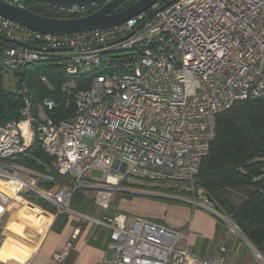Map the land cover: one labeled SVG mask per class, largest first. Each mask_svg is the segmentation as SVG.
<instances>
[{
  "label": "built area",
  "instance_id": "obj_1",
  "mask_svg": "<svg viewBox=\"0 0 264 264\" xmlns=\"http://www.w3.org/2000/svg\"><path fill=\"white\" fill-rule=\"evenodd\" d=\"M161 5L108 29L62 35L0 16L1 34L33 46H6L1 54L7 69L58 58L69 75L83 67L97 71L89 87L74 92L73 114L60 120L47 114L56 106L52 99L35 108L23 88L19 119L0 125V180L14 185L0 186L3 204L33 192L52 204L56 215L75 214L71 200L76 191L95 189L96 205L108 210L128 176L192 182L216 135L217 117L239 100L264 98V0ZM72 83L64 82L62 90L69 92ZM35 140L66 178L55 192L38 186L54 180L50 173L32 172L31 179L14 173L27 171L15 159ZM95 167L105 171L103 186L86 180ZM213 211L230 232L244 238L236 223ZM93 220L110 230L114 264H226L225 255L203 257L179 245L187 239L183 232L144 217L129 222L125 213L116 212ZM250 246L264 264L262 254ZM70 247L54 259L63 260ZM220 251L226 253V246Z\"/></svg>",
  "mask_w": 264,
  "mask_h": 264
},
{
  "label": "trees",
  "instance_id": "obj_2",
  "mask_svg": "<svg viewBox=\"0 0 264 264\" xmlns=\"http://www.w3.org/2000/svg\"><path fill=\"white\" fill-rule=\"evenodd\" d=\"M135 1L127 0L116 10L123 9ZM166 1L159 2L164 4ZM22 4L36 13L54 18L81 17L103 6V3H100L84 12H70L36 0ZM10 44L0 38V125L19 119L23 106V88L27 89L35 108L45 98L52 99L56 106L47 114L55 120L72 115L75 109L74 92L89 87L97 71H83L81 68L77 75L72 76L67 74L61 59L48 58L12 71L15 88L9 89L4 80L7 67L1 52ZM42 77H45V80ZM66 81H73L69 92L62 90ZM15 161L38 172L52 174L54 180L41 183L48 192H55L66 182V178L53 166L54 157L46 153L37 140L24 154L18 155ZM124 181L125 179L120 183ZM184 182L193 187L194 193L202 192L218 211L236 223L243 236L264 257V98L239 100L217 117L216 135L211 142L209 153L203 158L194 180ZM83 191L78 190L73 194V208L80 209L78 203L83 200L86 203L91 202V199L84 196ZM236 191L246 194L238 203L229 196L231 192ZM34 200L47 209L56 210L43 198ZM60 216L59 214L58 217L62 218ZM63 224L64 221L57 225L56 229L60 230Z\"/></svg>",
  "mask_w": 264,
  "mask_h": 264
},
{
  "label": "crops",
  "instance_id": "obj_3",
  "mask_svg": "<svg viewBox=\"0 0 264 264\" xmlns=\"http://www.w3.org/2000/svg\"><path fill=\"white\" fill-rule=\"evenodd\" d=\"M8 163L10 162L8 161ZM11 163L14 162L11 161ZM15 164L27 170L16 169L14 171L15 174L26 179L34 177L32 172H38L22 166L16 161ZM41 183L39 182L38 186L46 190ZM123 183H120L121 189L118 191L125 192V194L118 201L115 200L110 209L103 210L98 207L94 201V195L84 190V196L91 199V202L86 203L83 200L78 203L80 209L73 208L71 204L75 214L63 213L60 214L62 218H59L55 211L47 209L35 201L34 198H38V196L33 192L25 193L22 199L13 198L9 204H3L0 201V264L114 263L113 252L109 247L110 230L106 226L97 224L93 219L100 218L103 214L112 215L116 212H122L128 216L129 222L136 217H144L162 224L157 222L158 217H160L158 211L161 203L144 197V194L123 189ZM1 185L6 186V188L14 187L11 182L0 180ZM185 215L188 217L190 215L187 208ZM208 220L203 212L197 211L189 221L190 233L184 234L187 236V244L185 245H189L195 253L210 258L216 255L210 251L206 254L205 243L200 247L199 253L194 249L198 243V237L194 231L206 233L211 227L210 222H207ZM63 221V226L57 230V225L59 226ZM186 224L187 220L173 225L174 227L176 225L181 227ZM68 243H71V247L66 257L56 261L54 255Z\"/></svg>",
  "mask_w": 264,
  "mask_h": 264
},
{
  "label": "rangeland",
  "instance_id": "obj_4",
  "mask_svg": "<svg viewBox=\"0 0 264 264\" xmlns=\"http://www.w3.org/2000/svg\"><path fill=\"white\" fill-rule=\"evenodd\" d=\"M89 68L83 67V71H87ZM4 80L9 89L15 88V79L11 70L6 69L4 73ZM85 141L90 139L85 138ZM105 179V171L101 167H95L87 173L86 180L94 183L97 186H103ZM120 186V184H119ZM123 189H130L137 193L144 194V197H149L161 203L159 207V214L157 222L165 224L167 226L174 227L173 224H178L180 221H186V225L181 227L175 226L174 228H180L181 232L189 234V221L193 218L197 211L203 212L206 215L207 222H210V229L206 233L195 232L197 235V245L194 249L199 253L200 247L205 243L206 254L210 252L223 254L226 256V264H259L253 254L248 240L240 238L239 235L234 234L228 230L226 221L213 210H217V207L209 201L202 192L194 193L193 188L187 185L184 181L176 180H162L153 181L128 176L125 183L122 184ZM119 189H121L119 187ZM186 189L187 191H181ZM89 194L94 195L95 189L86 190ZM125 192L117 191L113 203L118 201ZM132 196L133 194H127ZM246 194L243 191H236L230 193V198L238 203ZM190 213L189 217L185 215V209ZM213 209V210H212ZM220 212V211H219ZM188 215V214H187ZM178 230V229H177ZM185 230V231H184ZM187 239L184 238L179 245L187 244ZM225 245L227 248L226 253H221L220 247ZM108 264H114L110 262Z\"/></svg>",
  "mask_w": 264,
  "mask_h": 264
},
{
  "label": "water",
  "instance_id": "obj_5",
  "mask_svg": "<svg viewBox=\"0 0 264 264\" xmlns=\"http://www.w3.org/2000/svg\"><path fill=\"white\" fill-rule=\"evenodd\" d=\"M29 0H0V16L22 24L32 30L44 34H73L94 29H108L119 25L143 12L149 10L160 0H136L123 9L116 10L127 0H36L44 4L53 5L63 9L74 6L92 7L103 3L96 11L75 18H54L41 15L22 3ZM173 0H167L160 9L170 4ZM147 17L145 21L148 19ZM0 38L12 44L33 48L30 44L7 37L0 33Z\"/></svg>",
  "mask_w": 264,
  "mask_h": 264
},
{
  "label": "bare ground",
  "instance_id": "obj_6",
  "mask_svg": "<svg viewBox=\"0 0 264 264\" xmlns=\"http://www.w3.org/2000/svg\"><path fill=\"white\" fill-rule=\"evenodd\" d=\"M112 179V178H111Z\"/></svg>",
  "mask_w": 264,
  "mask_h": 264
}]
</instances>
